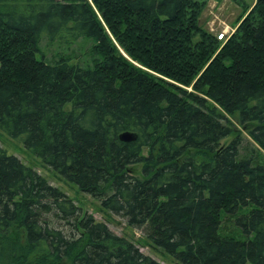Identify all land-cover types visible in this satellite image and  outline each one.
Listing matches in <instances>:
<instances>
[{
    "label": "trees",
    "instance_id": "trees-1",
    "mask_svg": "<svg viewBox=\"0 0 264 264\" xmlns=\"http://www.w3.org/2000/svg\"><path fill=\"white\" fill-rule=\"evenodd\" d=\"M207 2L0 0V128L176 262L264 264V0L222 40ZM0 264L160 263L0 146Z\"/></svg>",
    "mask_w": 264,
    "mask_h": 264
},
{
    "label": "rangeland",
    "instance_id": "rangeland-1",
    "mask_svg": "<svg viewBox=\"0 0 264 264\" xmlns=\"http://www.w3.org/2000/svg\"><path fill=\"white\" fill-rule=\"evenodd\" d=\"M244 2L246 3L244 5H250L254 2V0H244ZM242 3V0H208L205 7L199 14V23L216 35L221 32L225 34L232 32L234 30L233 26L237 23L238 15L241 13L243 7ZM108 34L111 36L110 32H108ZM90 46V40L80 41L79 44H75L73 46V53L74 55L77 54V57H80L84 63H89L91 57L88 49ZM119 51L129 62L148 71L147 68L130 58L121 48ZM49 53L51 54L50 51ZM230 119L233 128L236 131L241 132L243 139L242 145L244 147H251L253 143L250 142L249 137L246 134V128L242 127L235 119ZM231 138L232 136L223 140V142H228ZM0 146L8 154L18 157L23 164L33 168L39 174L43 175L50 184L61 189L73 200L82 213L91 214L96 221L104 222L115 234L131 239L142 253L151 256L160 264H180L176 262L172 256L152 248L148 240L139 230L132 229L126 225L124 218L114 213L102 210L100 202L97 199L80 191L75 184L57 177L51 170L43 167L40 158L24 146L21 137L13 138L0 128ZM241 150L243 151V148ZM131 167L134 174L141 173L140 165H134ZM221 226L225 231L237 234L238 230L234 226L233 218L229 215L224 217Z\"/></svg>",
    "mask_w": 264,
    "mask_h": 264
},
{
    "label": "water",
    "instance_id": "water-1",
    "mask_svg": "<svg viewBox=\"0 0 264 264\" xmlns=\"http://www.w3.org/2000/svg\"><path fill=\"white\" fill-rule=\"evenodd\" d=\"M119 139L124 142H129L136 139V134L129 131H125L120 133Z\"/></svg>",
    "mask_w": 264,
    "mask_h": 264
},
{
    "label": "built area",
    "instance_id": "built-area-1",
    "mask_svg": "<svg viewBox=\"0 0 264 264\" xmlns=\"http://www.w3.org/2000/svg\"><path fill=\"white\" fill-rule=\"evenodd\" d=\"M231 32H228L227 34H225V33H223V32H221V33H219L218 35H216L217 36V39H224L228 34H230Z\"/></svg>",
    "mask_w": 264,
    "mask_h": 264
}]
</instances>
